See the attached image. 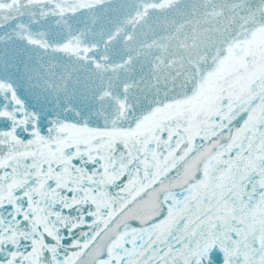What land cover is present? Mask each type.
<instances>
[{
	"label": "snow or ice",
	"instance_id": "1",
	"mask_svg": "<svg viewBox=\"0 0 264 264\" xmlns=\"http://www.w3.org/2000/svg\"><path fill=\"white\" fill-rule=\"evenodd\" d=\"M0 264H264V0H0Z\"/></svg>",
	"mask_w": 264,
	"mask_h": 264
}]
</instances>
